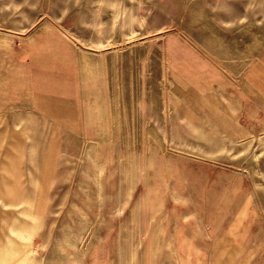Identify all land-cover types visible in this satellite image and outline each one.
<instances>
[{
	"label": "rangeland",
	"instance_id": "1",
	"mask_svg": "<svg viewBox=\"0 0 264 264\" xmlns=\"http://www.w3.org/2000/svg\"><path fill=\"white\" fill-rule=\"evenodd\" d=\"M0 264H264V0H0Z\"/></svg>",
	"mask_w": 264,
	"mask_h": 264
}]
</instances>
